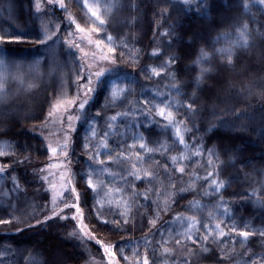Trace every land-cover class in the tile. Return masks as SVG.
Returning <instances> with one entry per match:
<instances>
[{
	"label": "rangeland",
	"instance_id": "374dc122",
	"mask_svg": "<svg viewBox=\"0 0 264 264\" xmlns=\"http://www.w3.org/2000/svg\"><path fill=\"white\" fill-rule=\"evenodd\" d=\"M179 1L188 8L199 4V0H187V3L185 0ZM38 2L39 11L36 8ZM63 2L66 10L60 9L58 4H49L48 0H0V35H18L22 41L19 44L24 49L29 46L30 51L21 49L14 53L15 43L10 44V48L6 47L9 44L2 46L8 49L9 60L0 66V98H3L0 100V131L7 129L5 121L10 118L16 124H24V127L21 129L23 134L16 140L0 138V150L5 153L0 155V166H6V171L0 173V208L8 207L15 212L25 203L33 201L34 194L40 193L44 187V181L36 180L32 175L34 172L41 173L42 162H45L44 168L54 175L49 176L48 180V185L54 188L53 182L58 181L57 177L62 172L58 171L61 169V162L55 159L62 153H67L68 148L61 149L56 154L50 153L48 148L50 145L56 147L57 144L66 142L67 145L75 146L71 151L72 156H68L77 165L78 184L82 190L83 203L88 208V219L128 232L130 226L142 217L140 207L147 205L154 194L149 187L142 188L137 185V176L141 181L142 178H149L144 176V166L159 158V164L162 163L166 169L176 197L186 198L191 195V198L187 209L175 213L162 229L159 242L161 257L151 264H256L254 258L264 254V143L260 140L264 136V126H257L254 132L256 135L251 139L245 138L234 145L228 143L221 148L215 142H210L206 137L208 129L200 123L194 104L195 91L199 90L203 81L200 71L203 65L190 62L186 67L190 68L191 79L186 76L178 80L170 78L168 71H165V62L154 63L150 59L143 64V70L138 71L139 74L107 71L101 77L100 86L93 93L92 102L81 114L82 118L73 121L74 130L69 129L67 116L63 117V123L59 122V115L47 118L50 105L57 97L62 94L68 98L77 95V76L80 71L76 56L72 52L74 46L70 45V49L64 43L69 27L74 30L78 40L83 42L79 43L83 46V52L78 50L79 53H88L84 56V67L92 64L93 71H99L100 65L105 64L104 61H99L101 52L95 45H89L87 40L81 39L85 34L77 33L74 24H61L51 14V7L58 8L65 12L66 17L71 14L81 27L89 29L94 26V18L84 8V0ZM91 2L98 6L107 20L102 32L91 34L92 39L97 34L98 39L104 41L103 48L107 51V37L111 35V46L116 50L109 54H115V59L123 62L127 68L137 65L139 54L135 42L121 28H112V14L116 6L111 12L105 11L107 5L115 4V0ZM238 4L257 7L264 14V4L260 0H246ZM66 21L69 24L67 19ZM45 31L49 35H55L46 44H40L38 40L43 39ZM33 64L36 67H32ZM152 68H156L160 75L153 74ZM197 76H201L199 86L196 82ZM136 77L140 84L142 82L144 90L129 98L133 95ZM257 80L264 84V74ZM173 84L179 87V93L172 87ZM113 85L124 89L115 101L111 96ZM230 86H225V90L222 88V93L214 91V96L219 97L218 101H223L220 98L232 96V89H235ZM190 102L193 103L194 113L186 108ZM166 103L171 104L177 122L184 121L182 135L186 146L181 145L176 138L175 126H168V121L156 114L157 106L163 107ZM97 113L100 115L97 116ZM71 114H77L75 106ZM113 116L116 120L111 119ZM218 124L222 127L228 126L222 119L215 125ZM24 128L27 129L25 133ZM93 129L96 131L95 137L92 136ZM105 133H108L107 137ZM65 136L68 137L67 141ZM44 139L46 146L45 153H42ZM102 141L106 142V148ZM142 142L148 149L153 150L140 149ZM86 144L89 147L86 148ZM245 147L250 149L248 153H243ZM197 148L200 149V155H194ZM121 152L125 154L124 157L119 156ZM97 153H100L98 159L105 161L104 165H100L93 158ZM109 154L112 159H109ZM181 154L187 158L173 164L171 157ZM238 164L246 167L248 165V173L236 174L235 168ZM19 165H24L26 170H10ZM176 167H183L185 171L178 173L175 171ZM208 172H213L214 175L205 179ZM64 174L62 172V176ZM90 179L94 186L92 188L88 186ZM212 179L223 182L220 191H215V186L211 184ZM233 182H238L239 188L236 194L231 195L228 189ZM59 189L66 192L60 196L57 195L58 192L54 193L57 205H53V197L46 195L39 200V206L49 214L56 211V207L59 208L58 213L71 214V207H65V203L71 205L72 202V189L66 178L62 179ZM189 218L199 221L191 233L197 240L196 244L183 236L188 230ZM217 223L221 224L225 235L220 237L213 234L207 241L203 240V236L212 231ZM204 224H210L212 228L205 229ZM242 231L250 233L247 239L239 235ZM177 240L181 243L177 244ZM114 247V259L120 264H143L144 258L135 248L134 242L125 240ZM88 257L86 264H97L90 252ZM125 257L128 259L125 260ZM105 262L109 264V261Z\"/></svg>",
	"mask_w": 264,
	"mask_h": 264
},
{
	"label": "trees",
	"instance_id": "16d2710c",
	"mask_svg": "<svg viewBox=\"0 0 264 264\" xmlns=\"http://www.w3.org/2000/svg\"><path fill=\"white\" fill-rule=\"evenodd\" d=\"M244 1L246 0H199L196 7L188 8L179 0H115L112 28H121L126 32V36L135 42L139 54L136 61L139 63L127 68L123 62L115 59L114 64L104 61V66L100 65L101 63L99 65L109 69V73L124 71L139 74L138 71L143 70V64L150 59L154 63L165 62V71H168L170 78L179 80L189 76L191 79L190 68L186 65L190 62L197 64L196 60L203 49L209 56L201 64L208 71L203 74L201 87L195 91L194 104L200 123L208 129L206 137L221 148L224 144L234 145L245 138L251 139L256 135V127L264 126V84L258 83L257 80L264 74V14L257 7L245 8L243 4H238ZM51 10V14L61 21V24L70 26L64 11L54 7H51ZM107 31L106 28L105 32ZM241 31L246 35L247 46L232 47L234 42L240 43ZM69 32L73 35H67L64 40L69 48L70 45L83 43L70 27ZM96 39L97 34L93 36V40ZM6 47L10 48L11 45ZM15 47L14 53L24 49L20 44ZM27 47L24 50L30 52L29 46ZM227 48H232L231 63L228 53L221 55L217 51ZM78 50L80 49L74 46L72 52L76 56L80 71L86 59ZM103 53L115 58V54H109L104 48ZM152 53H155L154 56ZM170 57L174 60H170ZM85 73L87 75V72ZM136 79L133 95L129 98L144 90L142 82L140 84L137 77ZM228 85L237 91L232 89V96L220 98L223 101H218L219 97L214 96V91L222 93V88L225 90ZM188 88L191 89L189 86ZM80 96L82 99L83 93H80ZM91 102L92 99L89 104ZM220 119L228 126L222 127L220 123L215 125ZM59 122L61 123L60 119ZM5 123L8 127L0 131V138L16 140L23 134L21 129L24 124H16L12 118L7 119ZM26 131L24 128V133ZM260 138L264 143V136ZM44 144L45 139L42 142V153H45ZM67 148V155L62 153L55 159L61 162V169L58 171L65 174L62 176L61 172V176L57 177L58 181L53 182L54 188L48 185L49 176L54 175L44 168L45 162H42L43 171L38 174L34 172L32 175L34 179L44 181V187L40 193L34 194L33 201L25 203L15 212L8 207L0 208V220L8 221L0 223V264H86L89 260L88 252L97 264H107L105 261H109V258L101 245H110L112 252L118 242L125 240L134 242L139 254L143 258L147 257L149 264L157 261L161 257L159 242L162 229L175 213L187 209L191 195L186 198L176 197L166 169L162 163L159 164V158L154 159L152 163L148 162L144 166L145 171H150L153 175L147 179L142 178V181L141 178L135 181L139 187H149L154 194L147 205L140 207L142 217L130 226L129 231L124 232L93 222L88 219V208L82 200V190L76 173L77 165L74 159L68 156H72L71 151L75 146L69 144ZM248 151L250 149L247 147L243 149V153ZM12 169L26 170L24 165L10 168ZM235 171L236 174H247L249 166L238 164ZM63 178H66L72 189L71 205L78 206L82 216L78 215L76 207L72 206L71 214L59 213L56 216L40 208L39 200L46 195L54 197L55 192H58L59 196L66 192L59 189ZM238 188V182L231 183L229 193L236 194ZM199 194L200 191L197 196ZM57 208L54 210L59 212ZM74 216L76 219H73ZM46 217L50 219H45ZM153 220L155 223H150ZM81 223L94 239H89L80 232L78 225ZM115 262L120 264L119 261ZM254 263L264 264V254L257 255Z\"/></svg>",
	"mask_w": 264,
	"mask_h": 264
},
{
	"label": "snow or ice",
	"instance_id": "6c2138e0",
	"mask_svg": "<svg viewBox=\"0 0 264 264\" xmlns=\"http://www.w3.org/2000/svg\"><path fill=\"white\" fill-rule=\"evenodd\" d=\"M185 2L187 3V0H185ZM48 3L53 4V5L58 4L60 9L66 10V6H65L63 0H48ZM260 3L264 4V0H260ZM115 6H116L115 4H109V5H107L105 11L111 12V10ZM247 7H248V5H245V8H247ZM36 8H37V11L40 10V3L39 2L37 3ZM84 8H86L88 10V12L91 14V17L94 18L92 20V24L94 25L93 27H91L89 29H85V28L81 27L80 24H78L75 21V19H73L71 14H68L66 19L68 20L70 25H73V24L75 25L77 33L85 34L81 37V39L87 40L89 45L94 44L96 49L101 52V54L98 57L99 61H107L108 63L114 64L115 63L114 57H112L108 54H103L104 41H102L101 39L93 40L92 35H91L92 33L102 32L103 29L105 28L106 24H107V20L104 18V15L101 14L98 6L93 4L91 2V0H84ZM245 27H247V26H245ZM53 35H55V33H52L51 35H49L48 32L45 31L43 39H39L38 42L40 44H46L47 41L51 40ZM68 35L72 36L73 33L69 32ZM239 36H240V43L234 42L232 47L247 46V38H246L245 33L243 31H241ZM112 39L113 38L111 35H109L107 37V42H108L107 52L108 53H114L116 50L114 47L111 46ZM21 42L22 41L19 39L18 35H14V34L0 35V54H3V55H0V66L5 65L9 60V57L7 55L8 50L2 46L7 45V44H13V43L19 44ZM66 43H68V41H66ZM74 46L79 48L83 52V48L81 47L80 44H75ZM217 51L221 55L228 53L229 54V63H231L232 48L217 49ZM87 55H88V53L84 52V56L86 57ZM208 56H209V54L207 52H205L203 49H201L200 56L197 58L196 63L201 64L204 60H206L208 58ZM169 59L174 60V58H172V57H170ZM32 67H36V64H33ZM107 71H109V69H105V68H101L99 71H93V65L92 64H88L87 68L81 66L80 74L77 76V81H78L77 95L72 96L71 98H68L67 95L62 94L61 96L57 97L55 102L50 105V111L47 114V118H53V117L59 115L61 117V123H63V117L67 116L68 127H69V129L74 130L73 121H77V120H80L82 118L81 114L85 111L86 105H88L90 100L92 99L93 93L100 86L101 77H103ZM151 71L153 74H155L157 76L160 75V72L157 71L156 68H152ZM200 71H201V75H203V73L207 72L208 69L201 67ZM85 72H87L86 76L84 75ZM93 76L95 77V79H93ZM200 79H201V76L196 77L197 86H199ZM172 87L175 88L177 93H179V87L176 84H173ZM81 92L83 93L82 99L80 96ZM123 92H124V89L116 88L115 85H113V90L111 93L113 101L117 100L119 98V94H121ZM2 99L3 98H0V100H2ZM145 103H147V102H145ZM73 106H75V110L77 113L75 116L71 114L72 110H73ZM186 108L188 110L192 111L193 113L195 111L193 108V103H191V102L186 105ZM156 114L158 116H160L161 118H163L164 120L168 121V126H175L176 138H178L179 143L181 145H185L184 136L182 135V126L184 124V121L181 120V121L177 122V120L174 117V110L171 109V104L166 103V104H164L163 107L157 106ZM99 115L100 114L97 113V116H99ZM92 119L94 120L95 118H92ZM111 119L116 120V117L113 116V117H111ZM107 135H108V133H105V137H107ZM92 136L93 137L96 136L95 129L92 130ZM67 139H68V137L65 136V141H67ZM102 143H103V146L106 148L107 147L106 142L102 141ZM67 147H68V145L66 142L64 144H57L56 147H52L50 145L48 148V151L50 153L56 154L61 149H66ZM85 147L87 148V147H89V145L86 144ZM129 147L131 148L132 146L130 145ZM139 147H140V149H143L145 151H152L153 150V149H148L146 147V144L143 142L140 144ZM209 153L211 155V150H209ZM4 154L5 153L2 150H0V155H4ZM64 154L67 155L66 152ZM200 154H201L200 149L197 148V151L194 153V155H200ZM99 155H100V153H97L96 155H94L93 158L97 159V162L100 165H104L105 161L99 160L98 159ZM124 155L125 154L123 152H121L119 154L120 157H124ZM186 158H187L186 156L181 154L179 156H172L171 160H172L173 164H175V163H178L179 161H182ZM109 159H112L110 154H109ZM138 159H139V157H138ZM211 163H212V161L210 160L209 164H211ZM52 167H56V165H52ZM5 171H6V166H0V173H4ZM175 171L182 174L185 171V169L183 167H176ZM133 174H135V173H133ZM152 175H153L152 172L144 171L145 177H151ZM213 175H214L213 172H208L207 177L205 179H210ZM137 179H140V177L137 176ZM211 184L213 186H215V191L218 192V191H220V188H221L223 182L216 180V179H212ZM88 186L90 188L94 187L91 179L88 181ZM74 191L75 190L73 189V192ZM181 191H183V189ZM57 195H59V194H57ZM145 199H147L146 196H145ZM55 204H56V197L54 196L53 197V205L55 206ZM70 206L76 207L77 214L82 216L81 209L78 206L65 204V207H70ZM196 206L199 207L200 205H196ZM58 214H59L58 212L53 211V216H56ZM61 218H63V217H61ZM209 218H211V213L209 214ZM45 219H50V217H46ZM73 219H76V217L74 216ZM0 223H8V221L0 220ZM150 223H155V221L154 220L150 221ZM198 223H199V221L195 220V218H189L188 230L183 234L184 238L188 241H191L193 244H196L197 240L194 238V236L191 233H192V229ZM78 227H79L80 232L82 234H84L85 236H88L89 239H94V237H92L88 232H86V227L82 223L79 224ZM203 227L205 229H211L212 228V226L210 224H204ZM233 230H235V229H233ZM73 234H75V233H73ZM213 234H218L220 237H223L225 235V233L221 230V224L217 223L212 231H208L207 234L203 236V240L207 241ZM239 235L241 237L247 239V237L250 235V233L247 231H242L239 233ZM262 235H264V233H262ZM176 242H177V244L181 243L180 240H177ZM97 243H100V241H97ZM101 247H103L104 252L106 253V255L109 258V264H116L115 259H114V255L111 252V246L102 244ZM165 251L167 252L168 249H165ZM127 259L128 258L125 257V260H127ZM143 264H149L147 257H145L143 259Z\"/></svg>",
	"mask_w": 264,
	"mask_h": 264
},
{
	"label": "bare ground",
	"instance_id": "6f19581e",
	"mask_svg": "<svg viewBox=\"0 0 264 264\" xmlns=\"http://www.w3.org/2000/svg\"><path fill=\"white\" fill-rule=\"evenodd\" d=\"M5 8H7V7H5ZM53 50V49H52ZM51 52V51H50ZM50 54H52V53H50ZM50 58L52 59V55H50ZM52 62H53V60H52ZM54 63V62H53ZM54 65H55V63H54Z\"/></svg>",
	"mask_w": 264,
	"mask_h": 264
}]
</instances>
